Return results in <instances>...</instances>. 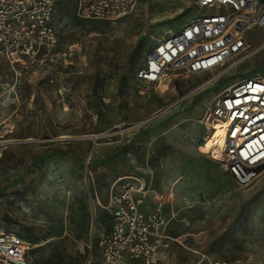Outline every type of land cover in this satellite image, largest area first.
I'll use <instances>...</instances> for the list:
<instances>
[{
  "label": "rangeland",
  "instance_id": "374dc122",
  "mask_svg": "<svg viewBox=\"0 0 264 264\" xmlns=\"http://www.w3.org/2000/svg\"><path fill=\"white\" fill-rule=\"evenodd\" d=\"M197 1L138 0L107 21L79 17L76 0H55L59 60L2 62L0 230L30 243L31 264H103L99 242L112 216L97 197L105 205L114 181L134 174L175 193L179 242L160 264H264V170L241 186L216 169L212 148L202 150L219 96L264 74V33L249 30L244 55L173 77L169 90L137 76L159 40L201 14Z\"/></svg>",
  "mask_w": 264,
  "mask_h": 264
},
{
  "label": "built area",
  "instance_id": "2783aa9c",
  "mask_svg": "<svg viewBox=\"0 0 264 264\" xmlns=\"http://www.w3.org/2000/svg\"><path fill=\"white\" fill-rule=\"evenodd\" d=\"M138 0H76L84 19L116 21L129 15ZM201 14L179 32L159 40L146 54L138 78L148 88L170 84L179 75L217 71L245 54L249 30L264 33V0H198ZM55 0H0V66L12 68L56 63L60 58ZM212 131L219 123L222 143L208 154L216 169L238 185L253 183L264 170V74L227 88L207 114ZM213 134V136H214ZM215 140L214 142H216ZM175 193L149 188L140 175L114 181L107 203L111 232L99 246L103 264H160L178 237L172 235ZM155 205L151 207V203ZM30 243L16 232L0 230V264H31ZM211 264H228L211 261Z\"/></svg>",
  "mask_w": 264,
  "mask_h": 264
},
{
  "label": "bare ground",
  "instance_id": "6f19581e",
  "mask_svg": "<svg viewBox=\"0 0 264 264\" xmlns=\"http://www.w3.org/2000/svg\"><path fill=\"white\" fill-rule=\"evenodd\" d=\"M161 84H163L164 85V88H165V90H167L168 88H169V84H168V81L166 80V81H162L161 82ZM160 84V85H161ZM164 90V91H165ZM169 90V89H168ZM215 124V128H216V131H215V134L217 133V132H219V134H222V132H221V130L219 129V123L218 122H215L214 123ZM213 134H214V131H212V133L210 134V135H206L205 134V137H204V140H203V143H202V150L204 151V152H208L213 146H212V138H213ZM217 142H219L220 144L222 143V141L219 139ZM217 142H215L217 145L219 144V143H217ZM211 152V151H210ZM209 152V153H210ZM208 153V154H209Z\"/></svg>",
  "mask_w": 264,
  "mask_h": 264
},
{
  "label": "crops",
  "instance_id": "0c3cea01",
  "mask_svg": "<svg viewBox=\"0 0 264 264\" xmlns=\"http://www.w3.org/2000/svg\"><path fill=\"white\" fill-rule=\"evenodd\" d=\"M150 203H151V202H150ZM154 206H155V205H153V204L151 203V207H154ZM167 209L170 210V207H167ZM171 209L174 210V209L172 208V206H171Z\"/></svg>",
  "mask_w": 264,
  "mask_h": 264
}]
</instances>
